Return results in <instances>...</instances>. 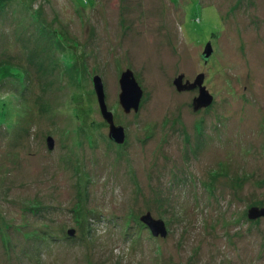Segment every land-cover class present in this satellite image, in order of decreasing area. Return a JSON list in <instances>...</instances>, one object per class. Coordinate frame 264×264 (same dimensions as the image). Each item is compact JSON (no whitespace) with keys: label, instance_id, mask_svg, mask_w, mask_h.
<instances>
[{"label":"rangeland","instance_id":"obj_1","mask_svg":"<svg viewBox=\"0 0 264 264\" xmlns=\"http://www.w3.org/2000/svg\"><path fill=\"white\" fill-rule=\"evenodd\" d=\"M90 1L0 0V264H264V0Z\"/></svg>","mask_w":264,"mask_h":264},{"label":"water","instance_id":"obj_2","mask_svg":"<svg viewBox=\"0 0 264 264\" xmlns=\"http://www.w3.org/2000/svg\"><path fill=\"white\" fill-rule=\"evenodd\" d=\"M205 55L204 60L206 61L209 55L212 52L210 48V44L205 46ZM203 77L202 73L198 74L195 79L190 82L186 81L182 83V75H179L174 80V83L178 90L182 89H191L197 87L198 94L192 100L193 110L196 111L198 109L204 108L209 106L213 101V96L203 84ZM93 86L95 95L97 98V103L99 106L100 113L103 119L108 123V137L117 144H122L125 141V130L122 125L115 124L113 119V113L107 108L105 102V93L103 88V83L101 77L99 75H95L93 77ZM119 88L120 93L118 95V101L120 106L122 107L125 113H129L130 111H137L139 108L140 99L142 97V89L137 83L133 72L129 69L121 72L119 80ZM54 140L52 137H47V146L49 149H52ZM264 214V209H257L253 208L250 210L249 215L251 218H256ZM140 221L145 224L149 230L151 231L152 235L157 236H165L166 235V228L165 224L161 219H154L150 215V213H146L142 215ZM68 233L70 235L74 234V229H69Z\"/></svg>","mask_w":264,"mask_h":264},{"label":"trees","instance_id":"obj_3","mask_svg":"<svg viewBox=\"0 0 264 264\" xmlns=\"http://www.w3.org/2000/svg\"><path fill=\"white\" fill-rule=\"evenodd\" d=\"M78 1H81V4L83 5L84 3V5H87L86 3H90L91 1L90 0H78ZM5 100H6V98H4ZM4 99H0V104H2L3 102H5V100ZM4 114H2L1 116H3ZM0 116V117H1ZM5 116V115H4ZM2 118V117H1ZM10 118V117H9ZM8 118V119H9Z\"/></svg>","mask_w":264,"mask_h":264},{"label":"flooded vegetation","instance_id":"obj_4","mask_svg":"<svg viewBox=\"0 0 264 264\" xmlns=\"http://www.w3.org/2000/svg\"><path fill=\"white\" fill-rule=\"evenodd\" d=\"M199 74H200V73H199ZM196 76H197V75H196ZM196 76H195V77H196ZM195 77L192 78V79H189V78L186 79V78H185V80H184V78H183L182 81H185V82H186V81H190V82H192V81L195 79ZM194 88H195V87H194ZM194 88H191V89H194ZM196 89H197V87H196Z\"/></svg>","mask_w":264,"mask_h":264},{"label":"bare ground","instance_id":"obj_5","mask_svg":"<svg viewBox=\"0 0 264 264\" xmlns=\"http://www.w3.org/2000/svg\"><path fill=\"white\" fill-rule=\"evenodd\" d=\"M154 236V235H153Z\"/></svg>","mask_w":264,"mask_h":264}]
</instances>
